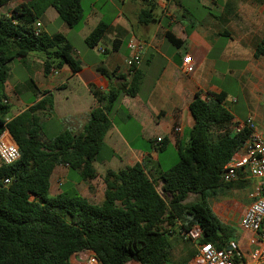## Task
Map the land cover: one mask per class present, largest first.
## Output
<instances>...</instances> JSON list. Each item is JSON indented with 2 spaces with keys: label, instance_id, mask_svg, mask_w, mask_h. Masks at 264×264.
I'll list each match as a JSON object with an SVG mask.
<instances>
[{
  "label": "trees",
  "instance_id": "trees-1",
  "mask_svg": "<svg viewBox=\"0 0 264 264\" xmlns=\"http://www.w3.org/2000/svg\"><path fill=\"white\" fill-rule=\"evenodd\" d=\"M12 1L0 0V6ZM23 1L9 16L0 17V137L9 132L20 150V158L13 164L0 162V264H72L71 256L85 249L93 251L102 264H173L172 251L179 242L173 227L179 223L185 229L198 224L203 230L202 242L227 247L235 238V229L214 214L208 197L245 187L250 181L222 180L224 166L248 139L246 131L220 133L219 129L234 119L226 107L225 93H211L206 98L196 94L190 104L195 123L189 141L179 145L178 161L161 173L162 194L144 165L137 163L106 171L101 205L79 194L74 179L59 194L50 195L51 177L58 166H68L79 181L96 177L94 164L111 127L109 111L121 96L138 93L142 74L135 68L131 83L106 97L96 92L99 103L107 102L92 110L83 133L64 130L44 139L42 119L52 103L46 95L9 119L11 104L5 87L11 61H25L30 53L43 52L45 74L53 66L81 70L64 35H36L34 24L54 8L63 23L75 28L84 21L83 0H35L30 5ZM153 20L151 11L141 13L142 23ZM108 27L101 21L87 36L86 44L96 47ZM166 38L177 46L183 43L171 32ZM263 52L264 41L256 56ZM97 70L111 76L103 67ZM166 145L163 141L161 150ZM191 195L200 198L187 202Z\"/></svg>",
  "mask_w": 264,
  "mask_h": 264
},
{
  "label": "crops",
  "instance_id": "crops-1",
  "mask_svg": "<svg viewBox=\"0 0 264 264\" xmlns=\"http://www.w3.org/2000/svg\"><path fill=\"white\" fill-rule=\"evenodd\" d=\"M34 1L25 2L30 5ZM23 2L7 4L6 16ZM83 6L84 0V9ZM143 11H151L154 20L142 23ZM101 21L109 27L98 45L91 48L85 40ZM39 22L43 32L64 35L81 63L79 72L62 65L53 66L45 74V57L30 53L24 61L39 66L38 96L9 119L46 95L52 100L43 115L47 122L46 141L64 130L83 133L92 110L107 102L99 103L95 93L106 97L111 91L128 86L135 68L142 74L138 93L121 96L109 111L111 127L99 161L94 164L96 177L79 181L68 166H58L51 177V196L59 194L74 179L79 194L90 203L101 205L105 200L106 171L122 170L137 163L144 165L156 180L157 189L162 188L161 173L174 165L179 145L189 141L188 133L195 123L190 104L197 93L203 98L211 93H225L233 122L250 117L240 113L236 98H230L228 80L232 75H264V52L256 56L264 41V0H90L84 25L77 33L59 19L54 8H49ZM167 32L181 40L182 45L169 42ZM131 42L144 45L140 64L134 67L128 63L134 54L129 47ZM185 55H190L196 64L192 75L181 71ZM99 67L111 76L102 75ZM177 127L182 131L176 132ZM4 135L13 139L7 131ZM158 137L167 142L163 150L156 149ZM195 252L196 249L188 262Z\"/></svg>",
  "mask_w": 264,
  "mask_h": 264
},
{
  "label": "built area",
  "instance_id": "built-area-1",
  "mask_svg": "<svg viewBox=\"0 0 264 264\" xmlns=\"http://www.w3.org/2000/svg\"><path fill=\"white\" fill-rule=\"evenodd\" d=\"M34 32L36 35L43 32L39 21L34 24ZM129 47L134 54L128 63L134 67L140 64L144 45L131 42ZM195 69L196 64L193 58L185 55L182 58L181 71L185 75H192ZM232 102H236V99ZM175 130L182 131L180 127ZM245 131L248 133L246 143L224 166L221 175L225 183L244 179L254 186V190L249 195L251 202L244 210L239 222L240 229L246 235L248 248L244 249L235 239L223 249L217 248L212 243L202 242L203 230L198 224L189 229L179 228L180 237L196 244L195 255L187 264H264V127L263 130L260 129L255 121L248 117L234 121L230 133L240 134ZM5 137L4 134L0 137V162L10 165L20 158V150L13 139ZM163 141V137L156 139V149L162 148ZM6 182L8 183L9 180ZM71 263L102 264L96 254L87 249L74 253L71 256Z\"/></svg>",
  "mask_w": 264,
  "mask_h": 264
},
{
  "label": "rangeland",
  "instance_id": "rangeland-1",
  "mask_svg": "<svg viewBox=\"0 0 264 264\" xmlns=\"http://www.w3.org/2000/svg\"><path fill=\"white\" fill-rule=\"evenodd\" d=\"M90 0H84V20L87 14V5ZM7 6H0V17L6 16ZM84 21L77 27L75 32L77 33L83 27ZM81 27V28H80ZM77 45L81 43H76ZM83 44V43H82ZM36 57H45L43 52H33ZM264 61V60H263ZM10 75L5 87V92L8 99L11 102V112L9 116H13L26 105L34 102L36 96H38V83L41 79L39 73V66L36 64H26L22 60L14 59L10 62ZM264 71V68H263ZM228 82L231 84L228 86V90L231 94L230 98H236L240 113L242 115L249 114V116L255 121L256 125L263 130L264 127V75H232ZM232 100V99H231ZM230 105V100H229ZM62 124H66L62 121ZM42 125L44 131L47 128V122L42 119ZM233 124H227L219 129L220 133H226L232 131ZM46 136H50L48 133ZM189 137V133H188ZM172 151L169 152V157ZM178 161L176 156L175 163ZM173 163V164H175ZM172 166V165H170ZM254 190L253 184L246 185L242 188L234 187L228 190L224 194H220L217 197H208L209 204L214 214L225 224L235 229V240L244 249H247V238L242 232L239 226V220L241 219L242 211L251 202L249 195ZM158 191L162 194V188L158 187ZM166 200L170 197L165 196ZM198 195H191L187 202H194L199 200ZM179 224L173 227L175 233L179 231ZM179 240L178 244L174 248L172 253L173 264H187L189 258L192 256L196 249V244L191 241L185 240L182 237L175 235V238ZM128 264H137L136 262H130Z\"/></svg>",
  "mask_w": 264,
  "mask_h": 264
},
{
  "label": "bare ground",
  "instance_id": "bare-ground-1",
  "mask_svg": "<svg viewBox=\"0 0 264 264\" xmlns=\"http://www.w3.org/2000/svg\"><path fill=\"white\" fill-rule=\"evenodd\" d=\"M5 138H9L8 136H6Z\"/></svg>",
  "mask_w": 264,
  "mask_h": 264
}]
</instances>
